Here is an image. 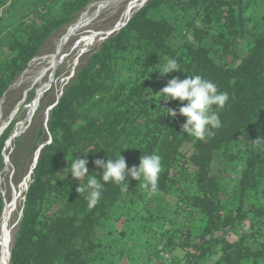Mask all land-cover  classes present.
<instances>
[{"label": "trees", "instance_id": "obj_1", "mask_svg": "<svg viewBox=\"0 0 264 264\" xmlns=\"http://www.w3.org/2000/svg\"><path fill=\"white\" fill-rule=\"evenodd\" d=\"M94 1L11 0L0 13V104L45 44ZM6 3L0 0V9ZM170 58L183 71L161 76L157 70ZM189 75L229 97L223 108L213 106L221 127L205 140L182 132L186 118L179 113L166 117L164 108L178 112L179 100L157 94L173 77ZM12 128L0 137V219ZM48 136L8 264H133L125 259L130 243L145 248L140 259L129 255L134 264L161 248L172 254L171 264H264V0H150L77 71L37 132L36 148ZM83 151L90 174H102L96 159L120 151L129 168L143 154L159 155L156 192L143 180H131L126 191L108 183L89 207L67 169V159ZM226 160L228 179L214 172ZM171 203L176 208L165 209Z\"/></svg>", "mask_w": 264, "mask_h": 264}, {"label": "rangeland", "instance_id": "obj_2", "mask_svg": "<svg viewBox=\"0 0 264 264\" xmlns=\"http://www.w3.org/2000/svg\"><path fill=\"white\" fill-rule=\"evenodd\" d=\"M104 1L105 0H95L94 2H92L86 8V10L83 11L78 16L75 22L81 19L88 10L96 9L98 5ZM10 3H11V0H7V3L5 4V6H3L0 9V13L2 15L6 14V11L10 7ZM69 27H67L65 31H63L58 37L51 39L45 44V47L41 51L40 55L37 56L30 63L29 67L22 73L19 79L10 87L9 91L7 92V94L5 95L4 99L2 100L0 104V116H1L0 117L1 118L0 119V137L4 132L7 131V129H9V127H11V125L13 127L12 129L14 133V134L12 133L13 136L11 135V137L9 138L7 147L5 149L6 150L5 151V169L1 175V186H2V192H3V196L5 200V207L7 205L12 204V202L16 200L14 214L9 221V228H13L15 226L14 227L15 229L13 231L11 249L14 243L16 232L20 226V222H21L22 215H23L24 203H25L24 195L26 193V187H27V185L25 184V178L27 177V174L29 171L28 169L29 164L34 158L35 154L39 150L42 151V148H43L42 146L45 143L49 142V136H48V140L45 139L46 141L40 144L39 148H36L37 132L39 131L40 127L48 126L51 109L53 108L55 102L60 98L65 88L68 86L70 81L74 78V76L77 73L75 72L74 74L70 75L65 80V82L59 85V87H57L55 83H52L50 84L51 86L49 85V88L45 91V93H41V91L38 90L39 84L34 83L36 74L38 73L40 69L43 68V65L37 59L42 58L43 56L53 52L55 50L57 42L62 37V35L68 30ZM110 36L112 35H109L105 39L99 41L91 49H88L89 52L86 55H83L79 58L77 64L78 65L80 64V65L78 66L77 71L87 62L89 57L102 46L104 40H106ZM245 48H246L245 46H240L237 48L236 52L239 55H243ZM77 53L78 51H75V53L69 58V60H72V58L76 56ZM66 67H67V64L62 65L60 72L66 70ZM58 92H59V95L57 96ZM29 117H32L30 119L31 121L27 122ZM22 123H23V126L20 129ZM11 140H12V143H11ZM214 172L216 174L219 173L222 177L228 179L229 173L232 172V168L230 167V162H227L226 160V162H223V163H219V162L216 163L214 167ZM31 178H32V175H31ZM31 178H30V181H31ZM175 206H176L175 204L171 203L165 209H175L176 208ZM4 223L5 221L3 219V213H2V216L0 219V237L2 233V226ZM140 223H141V219L140 217H138L135 225L138 226V224ZM115 224L118 225L119 227L122 226V227L127 228V223H121L118 221V222H115ZM138 235L139 234L130 235V238L134 240V242H137L139 239ZM110 238L113 239L114 243L116 244L125 245L126 239L121 240L118 238V235H114V236L110 235ZM125 246H126L125 247L126 252L130 256L136 257L137 259L141 258V254L144 252V249H145L143 245L137 244V243H130L129 245H125ZM0 249H1V241H0ZM129 255H127V257L125 258L126 261L128 260V262L134 264V260L132 259L133 257L128 258ZM9 260H10V257H9ZM120 262H118V264H121ZM108 264H111V263H108ZM125 264H128V263H125Z\"/></svg>", "mask_w": 264, "mask_h": 264}, {"label": "clouds", "instance_id": "obj_3", "mask_svg": "<svg viewBox=\"0 0 264 264\" xmlns=\"http://www.w3.org/2000/svg\"><path fill=\"white\" fill-rule=\"evenodd\" d=\"M157 71L161 76H165L183 70L177 60L170 58ZM157 94L162 97L160 101L179 100L181 102L178 112L176 109L162 107L167 110L166 117L170 116L175 119L178 113L184 116L186 122L182 126V132L200 140L214 135L213 129L221 127L220 116L213 106L223 108L229 99L227 93L221 92L214 82L200 75H189L185 79L173 77ZM160 101L157 107H161ZM122 151L117 157L109 158L108 156L107 160L96 159L94 161L96 167L103 170L102 174L89 173V160L87 159L89 152L83 151V157L77 158L72 155L71 159H67L69 161L68 175L71 174L74 180L79 181L77 192L79 194L86 193L89 207L98 203L102 191L108 183L122 185V191H126L131 180L138 182L143 180L144 188H149L152 193L156 192L159 175L162 171L161 157L155 153L143 154L139 165L129 168L125 157L121 155ZM85 177H87L86 182L84 181Z\"/></svg>", "mask_w": 264, "mask_h": 264}, {"label": "bare ground", "instance_id": "obj_4", "mask_svg": "<svg viewBox=\"0 0 264 264\" xmlns=\"http://www.w3.org/2000/svg\"><path fill=\"white\" fill-rule=\"evenodd\" d=\"M149 1L150 0H105L99 4L96 9L88 10L81 19L71 25L62 35L53 52L37 59L43 65V68L38 71L34 79V83L39 84L38 90L41 91V93H45L49 88V85L52 83H55L56 86L59 87V85L65 82L70 75L77 72L78 66L80 65L77 64L78 60L81 56L86 55L89 52L88 49H91L107 36L113 35L123 29L134 14ZM75 51H78L77 55L74 56L72 60H69ZM64 64H67L66 70L60 72V69ZM58 95L59 92L57 93V96ZM32 117H29V119L27 118V122L31 121L30 119ZM23 123L21 124L20 129L22 128ZM40 151L41 150L35 154L29 164V171L25 178V184L27 185L26 191L30 184L29 181L32 171L38 160ZM15 206L16 200L4 208L3 219L5 223L2 226L0 237V264H8L9 261L13 231L15 229V226L9 228V221L14 214Z\"/></svg>", "mask_w": 264, "mask_h": 264}, {"label": "built area", "instance_id": "obj_5", "mask_svg": "<svg viewBox=\"0 0 264 264\" xmlns=\"http://www.w3.org/2000/svg\"><path fill=\"white\" fill-rule=\"evenodd\" d=\"M173 262V256L167 250L161 248L158 256H155L148 262H144L141 264H171Z\"/></svg>", "mask_w": 264, "mask_h": 264}, {"label": "water", "instance_id": "obj_6", "mask_svg": "<svg viewBox=\"0 0 264 264\" xmlns=\"http://www.w3.org/2000/svg\"><path fill=\"white\" fill-rule=\"evenodd\" d=\"M143 7H144V6H143ZM58 100H59V99H58ZM58 100L55 102L54 106L57 104ZM54 106H53V107H54ZM28 187H29V185H28ZM11 250H12V249H11ZM10 257H11V256H10Z\"/></svg>", "mask_w": 264, "mask_h": 264}]
</instances>
